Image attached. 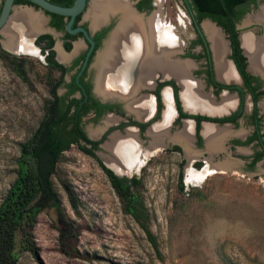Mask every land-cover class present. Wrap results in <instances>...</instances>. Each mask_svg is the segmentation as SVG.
Listing matches in <instances>:
<instances>
[{"label": "rangeland", "instance_id": "1", "mask_svg": "<svg viewBox=\"0 0 264 264\" xmlns=\"http://www.w3.org/2000/svg\"><path fill=\"white\" fill-rule=\"evenodd\" d=\"M175 5L173 0H166L163 13L173 12V25L190 38L193 29L189 18ZM262 5L264 0H259L250 15ZM19 10L14 8L16 13ZM35 13L43 16L40 10ZM261 32V26L255 24L241 30V34ZM0 51L24 59L27 75V81H22L0 58L1 203L16 177L20 145L38 125L49 93L43 54H14L3 42ZM104 95L111 96L108 89ZM98 125L87 124V130L93 131ZM187 167L180 154L166 150L151 157L137 175L141 182L137 191L159 243L161 257H157L137 224L123 213L98 162L70 147L61 154L51 177L60 214L46 209L37 217L33 229L36 254L23 251L17 236V264H264V175L217 171L201 184H193L187 181ZM261 168L264 170V164ZM180 180L183 190L179 189ZM67 186L77 197L75 209ZM64 222L75 234L70 241L71 256L59 247Z\"/></svg>", "mask_w": 264, "mask_h": 264}, {"label": "flooded vegetation", "instance_id": "2", "mask_svg": "<svg viewBox=\"0 0 264 264\" xmlns=\"http://www.w3.org/2000/svg\"><path fill=\"white\" fill-rule=\"evenodd\" d=\"M47 1L57 5L52 0ZM86 1L87 14L78 20H74L70 28L72 30L83 29L93 42V46L82 32L69 33L66 29L67 21L50 17L42 11L43 16H41L39 13H35V10L39 9L23 0L13 2L10 17L0 29V44L2 45L3 42L5 47L7 42V36L4 34L5 30L9 26L15 30L16 12H14V7L29 8L32 13L42 19L43 31L33 41V46L37 48L39 54H43L42 59L45 66H49L47 65L49 58L62 67V69L53 68L52 77L55 81H60L55 89L58 98L55 107L58 113H65L64 120L58 125V132L62 134L64 140L70 141L68 149L75 147L81 150L84 154L94 158L98 164L100 162L118 178L128 180L132 178L139 179L137 175L147 161L157 152L166 150L180 154L182 160L187 162L192 169H201L200 171L205 168L208 162L217 165L219 173L225 172L222 170L225 169L224 164L225 167L226 164L227 166L230 164L228 171H238L231 164L243 163L239 168L240 171H243L242 174L256 173L258 168H261V165L263 166L264 79L257 74L258 71L251 69L250 59L242 44V36L251 33L241 34L239 29V26L244 22V17L250 16V13L255 9L252 5L241 20L235 23L234 27L238 31L239 49L241 56L244 58L242 64L245 75L243 76L232 59V46L228 34L209 18L196 21L190 0H173L175 6L179 5L189 18L190 26L193 29V36L190 38L186 37L183 30L179 32L173 25L171 20L173 12H170L169 15L163 13L164 7L162 5L166 0H118L130 6L132 11L141 18L142 23H145L146 30L150 26V21L157 15L160 16L159 22L171 29L174 36L177 37V41H179L176 48H174L175 51H172L171 58L189 64L188 77L193 82L195 81L196 86L198 85L197 89L202 98L211 100L215 107H218L225 97L233 99V105L223 112L209 113L202 110L188 109L183 98L184 85L179 82L176 76H164L161 72H158L147 85H141L135 91L127 92L124 96L118 94L107 96L104 95L105 92L97 91L98 69L96 62L99 55L105 50L107 42L117 30L121 19L120 14L111 15L98 27H93L91 25L92 20L88 17L92 3L88 10L90 0ZM3 2L4 0H0V13ZM257 2L259 3V0ZM73 3L74 0L70 6ZM169 6L172 7V5ZM21 10L28 9H20L19 11ZM168 17L170 19L167 21ZM205 19L212 21L223 29L220 31H223L222 34L227 43L225 60L231 65L237 77L233 82L224 81L219 77L212 42L203 27ZM250 20L253 21L254 19ZM22 25H25V23ZM239 36L242 48L240 47ZM91 47V53L85 64L86 56ZM243 51L247 57L244 56ZM61 53L65 56L64 59H60ZM138 69H131L130 78L137 79L140 77L143 71ZM48 93L49 99L47 101L53 100L54 96L49 88ZM144 101H148V108L146 107V109L141 105ZM169 105L172 116L166 128V135L161 145H154L152 144L153 137L150 135V131L164 121V115ZM142 108L146 112L139 110ZM141 112L146 113V115L138 116V113L142 114ZM110 116H113L116 121L106 124V119ZM87 124L99 125L93 131H89L87 130ZM187 124L190 127L189 151L191 150V156L186 154L184 142L172 141L171 139L173 136L176 137L179 134L178 132H182ZM207 127L215 131L216 145L212 149L208 145V137L205 133ZM128 130L135 132L141 143L142 151L149 150L151 153H149L150 155L145 164L138 171L136 169L130 174L124 173L119 176L114 168H109L106 165L105 159L107 157L113 158L112 152L106 146L112 142L113 135H126ZM220 131L224 133L222 134ZM182 184L184 189V183L182 182Z\"/></svg>", "mask_w": 264, "mask_h": 264}, {"label": "bare ground", "instance_id": "3", "mask_svg": "<svg viewBox=\"0 0 264 264\" xmlns=\"http://www.w3.org/2000/svg\"><path fill=\"white\" fill-rule=\"evenodd\" d=\"M91 7L88 17L92 20L91 25L93 27H98L111 15L120 14L121 19L117 30L107 42L105 50L99 55L96 62L98 69L97 91L106 92L108 89L110 94L124 96L127 92L135 91L141 85H147L158 72H161L164 76H176L179 82L184 85L183 98L186 107L190 110L215 113L223 112L233 105L231 97H225L222 102L220 101L221 104L218 107H215L211 100L201 97L197 89L198 85L196 86V83L194 84L195 81L193 82L188 77L189 64L171 58L172 51L176 48L179 41H177V37L174 36L171 29L159 22L160 16L155 15L156 17L150 21V26L146 30L145 23H142L141 18L125 2L118 0H93ZM252 18L254 21H249ZM41 20L38 15L28 10H21L15 13V30L9 26L4 32L7 36L5 47L12 53L39 55L37 48L32 45V37L43 31ZM23 23L25 25H22ZM248 23H260L264 26V5L260 6L257 12L250 15L246 21V24ZM203 27L212 42L219 77L227 82L235 81L237 78L235 72L225 60L227 43L223 38L222 32L209 22H203ZM242 44L250 59L251 69L264 75V41L247 34L242 36ZM64 58L65 56L61 53L60 59ZM136 68L141 69L143 73L137 79L130 78L131 69ZM141 105L145 109L146 107L148 108V101H144ZM145 109L139 110L146 112ZM144 115L146 113H138L140 117ZM171 116L169 105L164 115V121L150 131V135L153 137L152 144H162ZM115 121L116 119L110 116L106 119V124H111ZM214 132L210 127L205 130L208 137V145L211 149L216 145ZM178 133V135L175 134L176 137L173 136L171 138L172 141L184 142L186 154L191 156V150L189 151V125L187 124L185 129ZM221 133L223 134L224 132ZM106 147L113 154V158L107 157L105 159L106 165L109 168H114L119 175L130 174L136 169L138 171L145 164L146 159L150 155L149 153H151L149 150L146 152L142 151L141 143L132 130H128L126 135H113L112 142L107 144ZM218 169L217 165L211 162H208L200 172L193 171L188 165L186 178L189 183L201 184L208 175L219 171Z\"/></svg>", "mask_w": 264, "mask_h": 264}, {"label": "trees", "instance_id": "4", "mask_svg": "<svg viewBox=\"0 0 264 264\" xmlns=\"http://www.w3.org/2000/svg\"><path fill=\"white\" fill-rule=\"evenodd\" d=\"M72 1L52 0L53 3L63 7H69ZM190 3L196 21L209 18L228 34L232 46V59L238 71L244 76L242 64L244 58L241 56L237 40L238 31L234 27L235 23L250 10L251 5L257 8L259 4L257 0H190ZM0 58L7 63L17 77L24 82L27 81L24 59L10 56L5 51H0ZM47 65L49 66L44 65L46 83L54 99L45 102L38 125L30 137L20 145L15 180L0 203V264H17L18 257L15 250L18 235H20L21 249L36 254L38 248L34 241L33 229L37 217L46 209H53L60 214V202L53 189L51 177L55 173L61 154L68 149L70 141L64 140L62 134L58 132V125L64 120L65 113H58L55 107L58 100L55 89L60 81L53 79L52 69H62V67L49 58ZM83 150L86 152L84 148ZM99 166L119 198L123 213L137 224L156 256L161 257L159 243L149 227L148 210L140 192L137 191L141 183L140 179L118 178L100 162ZM179 187L183 190L181 180ZM66 191L75 209L77 197L70 187L67 186ZM64 226L65 228L59 231V247L62 253L71 256L70 241L75 238V234L69 223L64 222Z\"/></svg>", "mask_w": 264, "mask_h": 264}, {"label": "water", "instance_id": "5", "mask_svg": "<svg viewBox=\"0 0 264 264\" xmlns=\"http://www.w3.org/2000/svg\"><path fill=\"white\" fill-rule=\"evenodd\" d=\"M14 1L15 0H4V2H3L2 10H1V13H0V29L7 23L8 19L10 17V11L12 10V6H13V2ZM25 1L28 2L29 4L33 5L34 7H36L37 9H39L40 11L44 12L45 14H47L50 17H54V18H57V19H60V20L67 21L68 24H67L66 29H67V31L69 33H75V32H78V31L79 32H82L86 36V38L90 41V43L92 44V46H93V42L88 38L86 32L83 29L72 30L70 28L71 27V24H72V22L74 20H78L82 16H84L85 14H87V1L86 0H74L73 5L70 6V7H61V6H58V5H54V4L50 3L47 0H25ZM19 9H28V10H30L32 12L31 9L26 8V7H24V8H20L19 7ZM246 21L247 20H245L243 22V24L241 26H239V29L240 30H243L244 28H247V27L251 26V24L259 25V26H261V28L263 30L262 34H260V35L251 34V35L253 37H255V38H260V40L264 41V26L262 24H260V23H248V24H246ZM203 22H209L213 26H215L216 28H218L219 30H223L221 27L217 26L215 23H213L212 21H210L208 19H205ZM41 33L42 32L36 34L32 38V45H33V41ZM240 36H239V41H240ZM240 47L242 48L241 41H240ZM91 50H92V47H91L90 51L88 52V54L86 56L85 64H86V62H87V60L89 58V55L91 53ZM38 53H39V51H38ZM14 54H17V53H14ZM243 54H244L245 57H247L245 55L244 51H243ZM85 64H84V66H85ZM257 74H259L264 79V76L261 73L257 72ZM231 165L235 166L238 169L239 172L243 173V171H240L239 170V168H241V166L243 165V163L238 162V163H232ZM223 167L225 168V169H222L223 171L226 172V171L229 170V168L227 167V165H226V167H225V165ZM257 173L264 174V170L261 169V168H258L256 174Z\"/></svg>", "mask_w": 264, "mask_h": 264}]
</instances>
